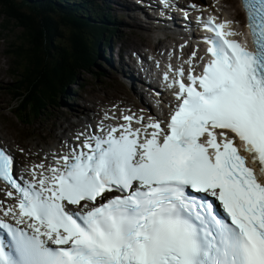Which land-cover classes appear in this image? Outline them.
Listing matches in <instances>:
<instances>
[{
  "label": "snow or ice",
  "instance_id": "snow-or-ice-1",
  "mask_svg": "<svg viewBox=\"0 0 264 264\" xmlns=\"http://www.w3.org/2000/svg\"><path fill=\"white\" fill-rule=\"evenodd\" d=\"M244 8L254 50L210 18L211 59L176 70L165 126L125 115L23 184L0 148L18 194L0 202V264H264V0Z\"/></svg>",
  "mask_w": 264,
  "mask_h": 264
},
{
  "label": "trees",
  "instance_id": "trees-1",
  "mask_svg": "<svg viewBox=\"0 0 264 264\" xmlns=\"http://www.w3.org/2000/svg\"><path fill=\"white\" fill-rule=\"evenodd\" d=\"M87 15L81 5L63 7L57 0H0L1 25L4 30H19L21 55L30 77H36L27 98L37 113L47 93L57 98L80 71L90 69L100 39L112 26L93 22ZM66 34L68 41L64 42Z\"/></svg>",
  "mask_w": 264,
  "mask_h": 264
},
{
  "label": "rangeland",
  "instance_id": "rangeland-1",
  "mask_svg": "<svg viewBox=\"0 0 264 264\" xmlns=\"http://www.w3.org/2000/svg\"><path fill=\"white\" fill-rule=\"evenodd\" d=\"M122 1L124 2V0ZM225 1L231 4V0ZM99 3L101 5V0H99ZM235 4L239 9L235 6ZM233 6L236 7V15H239L240 12V15H242L239 0H233ZM115 12L117 13V11ZM225 12L235 16L234 8L231 7V5L225 8ZM124 22H126V25L123 26V33H121L118 41L120 44H123L122 48L124 50L135 49L134 46H141L140 43L144 46L151 45L149 41L150 31L143 27H139V25L143 26L141 21L125 19ZM0 34V65H2L0 66V87H7V83L9 82L7 77L10 78V76L8 73L6 76V69L9 66L12 67L13 64L9 63L8 65L6 63V58H3V53H5L4 48L18 40L19 30H4L0 22ZM66 36L67 34L62 38V41L67 42ZM132 36L136 37V41L133 42V45L128 41L132 38ZM164 41L165 40L163 38L161 42L163 43ZM115 66H119V64L116 63ZM93 70L96 73L91 75L85 74L82 76V87H79L78 85L72 86V96L66 97L64 94L62 98H59L57 104L48 108L43 117L33 120L30 125L23 124L21 121L17 120L14 113L9 110L13 103V91L11 89V84H9L10 87L8 89L1 88L0 107L2 109L0 108V137H3V139H6L12 144L20 143L22 146L27 148L34 147L36 150L37 145H43L53 141L59 142L64 129L71 122H75L77 124L79 119L88 115L90 110L84 112L83 109L85 106L90 107L92 110V108L95 107L101 99L116 100L126 98L129 100H135V98H133V90L121 81L120 75H118L104 59L101 57L97 58L96 66ZM73 93H77L75 94L76 96L80 93L81 96L76 97ZM87 97L94 98V101H88L86 99ZM74 108H81L82 111L78 114H73L70 111ZM30 119H32V117L27 118V120ZM70 129L71 127L69 130ZM50 131L54 135H48Z\"/></svg>",
  "mask_w": 264,
  "mask_h": 264
},
{
  "label": "bare ground",
  "instance_id": "bare-ground-1",
  "mask_svg": "<svg viewBox=\"0 0 264 264\" xmlns=\"http://www.w3.org/2000/svg\"><path fill=\"white\" fill-rule=\"evenodd\" d=\"M89 7V6H88ZM238 8V7H237ZM235 12V14H236V11H234ZM237 14H239V13H237ZM123 45V44H122ZM136 45H138V44H136ZM140 45H141V43H140ZM123 47V46H122ZM125 48V47H124ZM135 48H137V49H139L140 48V46H135ZM126 50V49H125ZM5 52V51H4ZM0 66H2V65H0ZM4 71V70H3ZM1 76V75H0ZM4 76V75H3ZM3 82H5V81H3ZM78 96H80V94L78 95ZM87 100H89V101H91V102H93L94 101V98H91V97H87ZM81 111V109H79V108H74L73 110H72V112L74 113V114H78L79 112ZM72 126H76V124L74 123ZM68 127L69 126H67L66 128H65V130H67L68 129ZM71 127V126H70ZM50 134L51 135H53L51 132H50ZM66 134H67V132L66 131H64L63 132V137H66ZM3 138V137H2ZM60 143V142H59ZM56 143L55 142H51V143H49V144H44V145H37V147L39 148V149H42L43 151H44V153H47V151H48V149H53L54 147V145H55ZM37 148V149H38Z\"/></svg>",
  "mask_w": 264,
  "mask_h": 264
}]
</instances>
